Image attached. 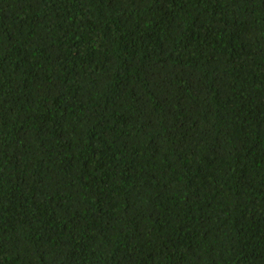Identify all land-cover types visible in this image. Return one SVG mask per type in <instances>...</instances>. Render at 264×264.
Listing matches in <instances>:
<instances>
[{"label": "trees", "instance_id": "1", "mask_svg": "<svg viewBox=\"0 0 264 264\" xmlns=\"http://www.w3.org/2000/svg\"><path fill=\"white\" fill-rule=\"evenodd\" d=\"M0 264H264V0H0Z\"/></svg>", "mask_w": 264, "mask_h": 264}]
</instances>
